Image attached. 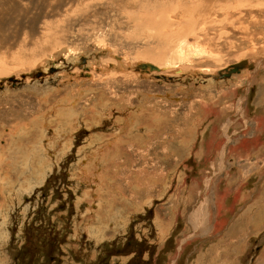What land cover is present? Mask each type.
Returning a JSON list of instances; mask_svg holds the SVG:
<instances>
[{
	"label": "rangeland",
	"instance_id": "1",
	"mask_svg": "<svg viewBox=\"0 0 264 264\" xmlns=\"http://www.w3.org/2000/svg\"><path fill=\"white\" fill-rule=\"evenodd\" d=\"M208 2L0 0V264H264V0Z\"/></svg>",
	"mask_w": 264,
	"mask_h": 264
},
{
	"label": "bare ground",
	"instance_id": "2",
	"mask_svg": "<svg viewBox=\"0 0 264 264\" xmlns=\"http://www.w3.org/2000/svg\"><path fill=\"white\" fill-rule=\"evenodd\" d=\"M134 1H136V0H134ZM171 1V0H170ZM186 1H188V0H186ZM190 2H193L194 3V6L193 7H191V8H189L190 6H188V8H186L185 9V11H184V9H183V12H185L186 14H191V13H193L195 10H200V11H202V12H204V10L205 9H201V5H202V1L203 0H189ZM210 1H213V0H209V2ZM121 2H123V1H121ZM164 2V1H163ZM181 2V1H180ZM208 2V3H209ZM241 2V1H240ZM249 2V1H248ZM124 3H126V1H124ZM123 3V4H124ZM158 3V2H157ZM162 3V2H161ZM188 4V3H187ZM231 4V3H230ZM120 5V4H119ZM130 5V4H129ZM183 5V4H182ZM181 5V3L180 4H178V6H176L175 8H174V6L172 7V8H174L175 9V11L171 8V12H176V17H178L177 16V14H179L180 13V11H181V8H183L184 6H182ZM116 6V5H115ZM155 6V5H154ZM158 6V5H157ZM169 6H172V5H169ZM168 6V7H169ZM123 7V6H122ZM151 7V6H150ZM167 7V8H168ZM156 8V7H155ZM161 8V7H160ZM142 9V8H141ZM124 10V9H123ZM148 10V9H147ZM157 10V9H156ZM160 10V9H159ZM170 11V9L168 8V10L166 9V10H163V11H161L160 13H158L157 15H158V17L160 18V21L161 20H163V19H166L167 20V14H166V12H169ZM199 11V12H200ZM120 12V11H119ZM171 12H169V13H171ZM199 12H197V13H199ZM131 13V12H130ZM123 14V13H122ZM183 14V13H182ZM140 15H141V13H140ZM170 15V14H169ZM146 20H148V21H150V17H149V15L146 13ZM141 18L143 19V15H141ZM169 18V17H168ZM158 19V18H157ZM130 21V19H128V22ZM134 20H132L131 22H133ZM159 21V22H160ZM168 21V24L170 25H172V24H175L176 23V20H175V18H172V19H170V20H167ZM119 22V21H118ZM164 22V21H163ZM179 22V21H178ZM181 22V21H180ZM130 23V22H129ZM147 23V22H146ZM144 24H145V22H144ZM153 24V23H152ZM158 24V23H157ZM162 24V23H161ZM178 24V23H177ZM176 24V25H177ZM147 25V24H146ZM160 25V24H159ZM145 26V25H144ZM153 28L154 27H157V26H153V25H151ZM168 26V25H167ZM166 26V27H167ZM143 28H145V27H143ZM81 30V29H80ZM167 30V29H166ZM165 33L169 36V35H171V36H173L174 37V39H176V40H179L180 38L178 37V33L175 31V32H173V33H171V32H168V31H165ZM134 34V33H133ZM157 35V34H156ZM162 36V35H161ZM54 38V37H53ZM130 39H131V37H130ZM169 39H170V37H169ZM141 40V39H140ZM176 40H174V42L172 41V43H173V45H175V41ZM169 41H171V39L169 40ZM171 43V42H170ZM169 43V44H170ZM171 43V44H172ZM172 47H174V46H172ZM171 48V47H170ZM146 51V50H145ZM178 51H183L182 50V44L181 45H178ZM148 52V51H147ZM183 53V52H182ZM142 54V53H141ZM144 54V53H143ZM148 55V54H147ZM150 56H153V55H151L150 54ZM141 57H143V56H141ZM146 58H148V57H146ZM147 65V66H146ZM143 66H146V67H150V66H153V65H151V64H144ZM155 67V66H154ZM147 70H148V68H146ZM110 109V108H109ZM63 115V114H62ZM69 115H67L66 116V118L68 117ZM73 116V115H72ZM99 117V116H98ZM63 119V118H62ZM120 119V118H119ZM71 120V119H70ZM67 121H68V118H67ZM66 122V121H65ZM68 123V122H67ZM70 123H71V125L72 124H77V123H75V120L74 121H70ZM101 124V123H100ZM121 137V136H120ZM102 139V138H101ZM125 140V139H124ZM94 142V141H93ZM69 144H70V142H69ZM101 144V143H100ZM67 146H69V145H67ZM90 149V148H89ZM119 149V148H118ZM80 169V168H79ZM90 169V168H89ZM88 169V170H89ZM80 171L84 174V173H86L87 172V169L85 168V169H80ZM91 172H93V171H91ZM102 172H103V170H102ZM107 172V171H106ZM104 173V172H103ZM79 174V173H78ZM103 177H104V175H103ZM103 180V179H102ZM105 180H107L106 178H105ZM100 181V180H99ZM166 183V182H165ZM164 183V184H165ZM100 185V184H99ZM98 185V186H99ZM99 188V187H98ZM100 189V188H99ZM86 195H90V193L89 192H87L86 193ZM85 195V196H86ZM84 199V198H83ZM96 206V205H95ZM200 213H202L201 212V209H200ZM195 215V214H194ZM196 216V215H195ZM197 217V216H196ZM193 218V217H192ZM97 226V225H96ZM163 228V227H162ZM88 229V228H87ZM94 229V228H93ZM93 229H91V230H93ZM99 229V228H98ZM97 230V229H96ZM165 230V229H164ZM87 231H90V230H87ZM91 233V232H90ZM94 233H95V230H94ZM97 234V233H96ZM99 234V233H98ZM4 234H2V236H3Z\"/></svg>",
	"mask_w": 264,
	"mask_h": 264
},
{
	"label": "water",
	"instance_id": "3",
	"mask_svg": "<svg viewBox=\"0 0 264 264\" xmlns=\"http://www.w3.org/2000/svg\"><path fill=\"white\" fill-rule=\"evenodd\" d=\"M82 61H86L85 58H82ZM142 64V63H141ZM144 64L140 65L138 64L137 65V69H142L140 67H142ZM147 66V65H146ZM146 66L144 68H146ZM250 67L252 68L253 65H249L247 61H241V62H238V63H235L233 65H231L229 68L226 69V73L222 74V76L224 77H228V76H231L232 74L234 73H238L240 72L244 67ZM149 70H159L160 68L159 67H154V66H150V68H148ZM143 70V69H142ZM11 81L13 83H16L17 82V79L15 78H11Z\"/></svg>",
	"mask_w": 264,
	"mask_h": 264
},
{
	"label": "crops",
	"instance_id": "4",
	"mask_svg": "<svg viewBox=\"0 0 264 264\" xmlns=\"http://www.w3.org/2000/svg\"><path fill=\"white\" fill-rule=\"evenodd\" d=\"M128 108V107H127ZM136 117L135 120L131 119V118H128V119H124L122 120L121 124L123 125V123H125V128L124 130L120 129V132L122 131V133L126 132L127 134H125V136H129V130H131L134 126H138L140 125V122L137 120V118H139L138 116H134ZM141 121H143L141 119Z\"/></svg>",
	"mask_w": 264,
	"mask_h": 264
},
{
	"label": "flooded vegetation",
	"instance_id": "5",
	"mask_svg": "<svg viewBox=\"0 0 264 264\" xmlns=\"http://www.w3.org/2000/svg\"><path fill=\"white\" fill-rule=\"evenodd\" d=\"M82 63H86L87 61H81Z\"/></svg>",
	"mask_w": 264,
	"mask_h": 264
}]
</instances>
